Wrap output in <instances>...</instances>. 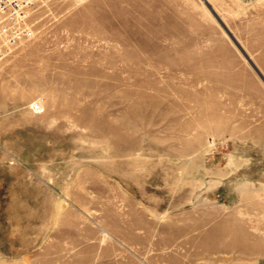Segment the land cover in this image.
<instances>
[{
  "label": "rangeland",
  "instance_id": "374dc122",
  "mask_svg": "<svg viewBox=\"0 0 264 264\" xmlns=\"http://www.w3.org/2000/svg\"><path fill=\"white\" fill-rule=\"evenodd\" d=\"M258 1L38 0L0 32V264H264Z\"/></svg>",
  "mask_w": 264,
  "mask_h": 264
},
{
  "label": "built area",
  "instance_id": "2783aa9c",
  "mask_svg": "<svg viewBox=\"0 0 264 264\" xmlns=\"http://www.w3.org/2000/svg\"><path fill=\"white\" fill-rule=\"evenodd\" d=\"M38 0H0V32L9 33L19 27L26 18L27 10Z\"/></svg>",
  "mask_w": 264,
  "mask_h": 264
},
{
  "label": "bare ground",
  "instance_id": "6f19581e",
  "mask_svg": "<svg viewBox=\"0 0 264 264\" xmlns=\"http://www.w3.org/2000/svg\"><path fill=\"white\" fill-rule=\"evenodd\" d=\"M219 229H220V228H219ZM227 230H229V229H227ZM233 232H234V231H233ZM226 233H228V232H226ZM238 233H239V232H238ZM242 233H243V232H242ZM242 233H241V234H242ZM215 235H216V234H215ZM215 235H214V236H215ZM219 235H220V234H219ZM224 235H225V234H223V236H224ZM227 235H228V234H227ZM245 235H246V234H245ZM209 236H210V235H209ZM221 236H222V235H221ZM223 236H222V237H223ZM225 236H226V235H225ZM236 236H237V235H236ZM239 236H240V235H239ZM243 236H244V235H243ZM233 237H234V234H233ZM244 237H245V236H244ZM210 238H211V237H210ZM216 238H217V237H216ZM218 238H219V237H218ZM235 238H238V237H235ZM220 239H221V238H220ZM245 239H246V238H245ZM221 240H222V239H221ZM242 240H243V239H242ZM217 241H219V240H217ZM222 241H223V240H222ZM230 241H231V240H230ZM235 241H236V240H235ZM239 241H240V240H239ZM212 242H213V241H212ZM231 242H232V241H231ZM245 242H246V241H245ZM218 243H219V242H218ZM220 243H221V242H220ZM228 243H229V242H228ZM236 243H237V242H236ZM208 244H209V243H208ZM208 244H207V245H208ZM210 244H211V243H210ZM226 244H227V243H226ZM240 244H241V243H240ZM248 244H249V243H248ZM254 244H255V243H254ZM207 245H205L206 248L209 247V246L207 247ZM212 245H214V243H213ZM212 245H211V247H212ZM218 245H220V244H218ZM238 245H239V244H238ZM238 245H237V247L240 246V245H239V246H238ZM249 245H252V244H249ZM201 246H202V245H201ZM216 246H217V245H216ZM233 246H234V245H233ZM235 246H236V245H235ZM242 246H243V247H241V248H242L241 250H243V251L245 252L247 246L244 245V243L242 244ZM255 246H256V245H255ZM203 247H204V246H203ZM226 247H227V246H226ZM253 247H254V246H253ZM253 247H252V248H253ZM212 248L215 249L216 247H212ZM217 248H218V247H217ZM217 248H216V249H217ZM247 248H248V247H247ZM219 249H220V247H219ZM219 249H218V250H219ZM221 249H222V247H221ZM224 249H225V248H224ZM233 249H234V248H233ZM239 249H240V248H239ZM254 249H256V248H254ZM259 249H260V248H259ZM205 250H207V249H205ZM222 250H223V249H222ZM225 250H226V249H225ZM227 250H228V249H227ZM249 250H250V249H249ZM249 250H248V251H249ZM210 251H211V250H210ZM220 251H221V250H220ZM207 252H208V251H207ZM212 252L214 253V251H212ZM216 252H217V251H215V253H216ZM221 252H222V251H221ZM228 252H229V250H228ZM251 252H253V251L251 250ZM251 252H250V254H251ZM263 252H264V251H263ZM247 253H248V252H247ZM256 253H257V252H256ZM253 254H254V253H253ZM257 254H259V253H257ZM241 255H242V254H241ZM247 255H248V254H247ZM244 257H245V255H244Z\"/></svg>",
  "mask_w": 264,
  "mask_h": 264
},
{
  "label": "crops",
  "instance_id": "0c3cea01",
  "mask_svg": "<svg viewBox=\"0 0 264 264\" xmlns=\"http://www.w3.org/2000/svg\"><path fill=\"white\" fill-rule=\"evenodd\" d=\"M238 1H239L240 5H242L244 7L251 5V4H256L257 2H259L258 0H238ZM259 3H257V4H259Z\"/></svg>",
  "mask_w": 264,
  "mask_h": 264
}]
</instances>
